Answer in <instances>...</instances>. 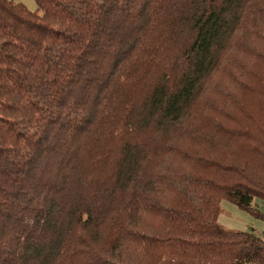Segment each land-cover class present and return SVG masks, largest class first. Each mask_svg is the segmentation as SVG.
I'll list each match as a JSON object with an SVG mask.
<instances>
[{"label":"trees","instance_id":"trees-1","mask_svg":"<svg viewBox=\"0 0 264 264\" xmlns=\"http://www.w3.org/2000/svg\"><path fill=\"white\" fill-rule=\"evenodd\" d=\"M34 1L0 0V264H264L217 221L264 200V0Z\"/></svg>","mask_w":264,"mask_h":264},{"label":"rangeland","instance_id":"rangeland-1","mask_svg":"<svg viewBox=\"0 0 264 264\" xmlns=\"http://www.w3.org/2000/svg\"><path fill=\"white\" fill-rule=\"evenodd\" d=\"M13 1L24 3L31 11H34L37 7L34 0ZM251 206L257 210H247L230 200L223 199L220 202V212L217 221L226 229L234 231H253L254 234L264 239V200L253 197Z\"/></svg>","mask_w":264,"mask_h":264}]
</instances>
